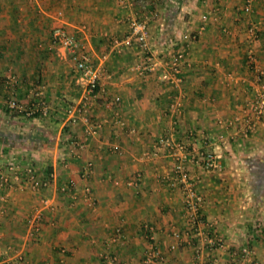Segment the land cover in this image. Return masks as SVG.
Segmentation results:
<instances>
[{
  "label": "crops",
  "instance_id": "obj_1",
  "mask_svg": "<svg viewBox=\"0 0 264 264\" xmlns=\"http://www.w3.org/2000/svg\"><path fill=\"white\" fill-rule=\"evenodd\" d=\"M244 5L158 0L146 10L141 0H0V153L20 156L22 169L30 164L48 181L35 190L26 177L3 183L9 171L0 161V264H96L105 255L144 264L153 247L158 264H264V116L254 131L243 127L264 86V0L251 11ZM206 13L203 35L183 38ZM147 15L157 67L140 73L146 53L130 21ZM56 21L101 72L86 105V81L53 38ZM179 50L186 54L179 80L162 81L164 62ZM11 98L26 111L8 108ZM176 144L186 145L204 198L196 226L174 180ZM201 151L215 153L218 166L206 169ZM137 173L138 185H129ZM43 198L55 208L44 209L37 229L31 219ZM210 235L224 244L212 247Z\"/></svg>",
  "mask_w": 264,
  "mask_h": 264
},
{
  "label": "built area",
  "instance_id": "obj_2",
  "mask_svg": "<svg viewBox=\"0 0 264 264\" xmlns=\"http://www.w3.org/2000/svg\"><path fill=\"white\" fill-rule=\"evenodd\" d=\"M155 1L158 0H141L142 6L148 10L150 7L152 8ZM254 0H245L244 9L246 11H251L252 4ZM152 13V12H151ZM211 13H206L202 16V24L197 30L189 31L188 33L183 35V38H185L189 42H195L197 41L204 33L206 29V24L210 21ZM130 27H131V37L136 40V43L138 47L145 51V61L143 63H139L136 65L137 70L140 73H144L146 71H153L157 67V61L150 50V44L148 41V27H149V15L144 16L143 18H133L130 21ZM53 38L56 42V44L68 51L70 53V59L74 62L75 67L80 71L83 79L86 81V93L83 98V104L86 105L88 101L96 96V93L99 91L101 85H100V77L101 72L100 70L95 67V65L92 63L91 58L89 54L84 50L85 48L79 41L78 37L70 31L66 25L61 21H56L53 25L52 29ZM247 34L250 39H255L258 36V29L256 25H250L247 29ZM128 44L131 43V40L127 39L125 40ZM116 44L120 45L119 42ZM115 48L117 49L118 46L115 45ZM185 50H179L176 52H173L169 58L164 62V65L166 66V71L161 75L160 79L162 81H168L173 80L177 81L179 80L177 75L181 72V63L185 59ZM261 73L258 74V78L260 79ZM12 79L13 83H16V79L14 77L10 78ZM8 106L12 110L17 111H26L24 109L23 105L18 102L15 98H11L8 101ZM245 114L247 112V109L244 111ZM34 114V110H27V115ZM245 125H243L244 130L246 132L254 131L257 127V124L259 121L262 120L264 116V86H261L259 90L256 92V96L250 101V111L245 115ZM241 119L240 117L236 118V120ZM75 120V119H73ZM235 120V119H234ZM232 122V121H231ZM170 146H172L171 143H168ZM179 150V152L175 153L176 162H175V168H174V177L176 182L180 183V187L183 193L182 201L184 204V207L186 211L188 212V215L193 223L194 226L196 224L201 223L202 216H201V208L204 203L203 196L199 193L197 186L192 179L191 173L188 169L187 160H188V153L186 151V145L185 144H176V146ZM1 156V155H0ZM200 159L199 162L202 163V165L206 169H212L218 166L217 164V155L213 152L209 151H201L200 152ZM12 158V157H10ZM6 167L8 168V173L3 174L2 180L3 183H9L11 179L15 180L17 183H22L23 177H26V181L29 183V185L35 190V189H42L45 186L48 185V181H44L43 179L37 177V175L34 173V168L32 165L28 164L24 169H22V166L17 163L14 160L8 159L4 163ZM25 170V176L22 174V171ZM84 178L85 176L82 175ZM142 177V173H137L135 177L129 180V185H135L137 186L140 179ZM69 188V185H64L61 187V190L65 191ZM86 191H90V187H86ZM75 195H73L74 197ZM42 208L37 210L35 214L32 217V224L36 225L37 229H39L40 221L43 218V211L46 208H50L53 210L55 207L52 203H50L48 198H43L41 200ZM207 241L212 247H218L222 246L224 244L223 238L219 235L215 236H209L207 237ZM246 251V250H245ZM249 253V251H246ZM159 254L156 250V248H152L148 250V252L145 255L144 258V264H158L159 262ZM96 264H127L125 262H122L118 260L115 256H104L102 257Z\"/></svg>",
  "mask_w": 264,
  "mask_h": 264
},
{
  "label": "rangeland",
  "instance_id": "obj_3",
  "mask_svg": "<svg viewBox=\"0 0 264 264\" xmlns=\"http://www.w3.org/2000/svg\"><path fill=\"white\" fill-rule=\"evenodd\" d=\"M2 153V152H1ZM0 153V154H1ZM12 158H9V157H7L4 153H2V156H0V161L2 162V163H5L6 162V160L5 159H11V160H14L15 159V161L17 162V163H19L21 166H23V162H22V160H21V158H20V156H18V155H15L14 154V156H11ZM27 165H25V167H26Z\"/></svg>",
  "mask_w": 264,
  "mask_h": 264
},
{
  "label": "trees",
  "instance_id": "obj_4",
  "mask_svg": "<svg viewBox=\"0 0 264 264\" xmlns=\"http://www.w3.org/2000/svg\"><path fill=\"white\" fill-rule=\"evenodd\" d=\"M10 99H8V101H9ZM8 108H10V107H8ZM35 114V113H34ZM34 114H32V116H35Z\"/></svg>",
  "mask_w": 264,
  "mask_h": 264
}]
</instances>
